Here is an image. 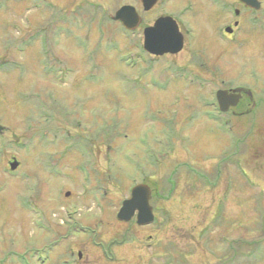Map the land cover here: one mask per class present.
I'll return each mask as SVG.
<instances>
[{"label": "rangeland", "instance_id": "obj_1", "mask_svg": "<svg viewBox=\"0 0 264 264\" xmlns=\"http://www.w3.org/2000/svg\"><path fill=\"white\" fill-rule=\"evenodd\" d=\"M122 5L134 30L112 19ZM165 15L183 47L152 56L142 30ZM249 20L209 0H0V264H264V115L219 112L214 96L249 86L264 57ZM141 182L155 220L128 229L116 213Z\"/></svg>", "mask_w": 264, "mask_h": 264}, {"label": "water", "instance_id": "obj_2", "mask_svg": "<svg viewBox=\"0 0 264 264\" xmlns=\"http://www.w3.org/2000/svg\"><path fill=\"white\" fill-rule=\"evenodd\" d=\"M250 7H258L257 0H240ZM157 0H140L143 11L150 10ZM112 19L120 22L126 30L135 29L140 23V15L131 5H122L112 16ZM237 25V22L234 23ZM224 31L229 33L231 27L227 26ZM142 48L151 55H162L164 53L174 54L179 52L183 46V35L180 32L177 22L171 16H159L152 25L146 26L142 30ZM246 92L244 87H237L231 91L217 89L215 98L218 109L226 112L230 107L237 105L241 98V93ZM4 127L0 125V134ZM9 168L14 170L18 162L15 158L8 162ZM69 192H65L68 195ZM151 188L146 183H137L130 188L129 197L121 202L117 210L116 218L119 221L127 222L132 218L138 225L150 224L154 220L152 206L150 205ZM80 254V253H79Z\"/></svg>", "mask_w": 264, "mask_h": 264}, {"label": "flooded vegetation", "instance_id": "obj_3", "mask_svg": "<svg viewBox=\"0 0 264 264\" xmlns=\"http://www.w3.org/2000/svg\"><path fill=\"white\" fill-rule=\"evenodd\" d=\"M258 1V7L254 8V7H250L248 5H246L245 3L241 2L240 0H235L234 2L238 5V8L237 7H234L232 8V2L230 0H209L210 2V5L213 6L214 9H216L218 12L220 13H231L233 14L234 18L238 20H241L242 18L244 17H249V21L251 22V25L258 23V20L257 18L261 21L262 23H264V13L261 14L260 16L259 15H254V12L258 11L262 6H261V3L259 0ZM248 11L249 12H252L250 15L248 14ZM255 19V20H253ZM252 20V21H251ZM248 21V19H247ZM235 23V22H233ZM238 26V25H237ZM237 26H234V28H237ZM252 27V26H251ZM250 27V30H251V34L253 33V31L255 30V28H251ZM232 30V32H229V33H225L224 32V37L226 39H230V37L234 34V29ZM249 34L247 33H242L241 36L244 38L243 41H245L246 45L248 43L247 46H245V48H249L250 49V44L254 45V43L256 44V42H259L257 41L258 38L260 40V37L262 35V33H259V37L256 36V34H252L253 36L255 37H252L254 40L251 41V43H249V38L246 37L248 36ZM261 42V52L264 51V42L263 40L261 39L260 40ZM244 43V44H245ZM260 44V43H259ZM165 54H170V53H164L163 55ZM174 54H177V53H174ZM174 54H171V55H174ZM261 54V53H260ZM260 54L258 56V58L256 59H259L260 60V63L254 67V68H250L248 67V69H246L247 71L245 72L247 74V77L249 78H246V81H247V85H249L251 88H248L249 86H246V85H243V86H237V87H244L246 89V92H242L241 93V98L238 102L237 105H241L242 106V114H252V116L254 117L255 116V112L256 113H259V114H263L264 115V57L261 59L260 58ZM248 56V53H245L244 55V58ZM250 57H252V54H250ZM263 72V73H262ZM258 86V89L254 90V87H257ZM237 87H232V88H227L228 91H231ZM258 109V110H257ZM230 110V113L234 114L236 113L235 111H232L231 108H229ZM228 110V111H229ZM239 112V113H240ZM163 198H166V197H163ZM145 226H148V225H144V226H139L137 225L135 222L131 221L129 222V225H128V229H131V228H141V227H145ZM127 234V232L124 233L123 235V238L117 243V245L119 244H123L124 242V237L125 235ZM194 235H192L193 237ZM195 238V237H194ZM130 257V256H129ZM127 256H123V258L127 259L129 258ZM107 258L110 259L111 261H116L118 262V260L121 258L119 255H107ZM158 259L157 261H152V260H138L136 262L134 261H128V260H125V261H128V263L130 264H185L188 262L185 261L186 258H188V256H184V255H167V256H158ZM57 264H83L82 263V256L77 253L76 256L70 254V255H62Z\"/></svg>", "mask_w": 264, "mask_h": 264}, {"label": "trees", "instance_id": "obj_4", "mask_svg": "<svg viewBox=\"0 0 264 264\" xmlns=\"http://www.w3.org/2000/svg\"><path fill=\"white\" fill-rule=\"evenodd\" d=\"M49 119V118H48ZM102 129H104V130H102V136H108L109 134H110V132H109V130H108V128H107V126H103L102 127ZM106 141H108V138H106ZM81 145H83V144H81ZM85 147L86 146H84L83 145V148L85 149ZM152 154V153H151ZM153 155H150L149 157H151V165H155L156 164V159L154 158V157H152ZM142 165V164H141ZM139 166V165H138ZM170 176V175H169ZM169 176H167L166 178H165V182H168V186H170L171 184H172V182H171V180H170V177ZM168 190H169V188H168Z\"/></svg>", "mask_w": 264, "mask_h": 264}]
</instances>
